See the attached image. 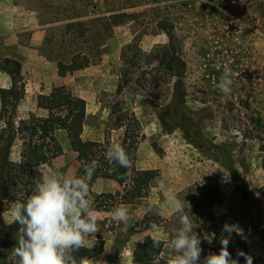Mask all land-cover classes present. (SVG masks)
<instances>
[{"label": "rangeland", "instance_id": "rangeland-1", "mask_svg": "<svg viewBox=\"0 0 264 264\" xmlns=\"http://www.w3.org/2000/svg\"><path fill=\"white\" fill-rule=\"evenodd\" d=\"M0 10L9 15L8 32L0 36V90L13 85L2 66L5 59L20 63L17 90L24 86L14 115L0 119V231L14 224V203L8 201L13 192L5 189L2 164L5 159L20 163L27 149L16 133L18 124L33 114L46 116L37 108L38 97L64 86L86 101L84 140L106 149L121 144L137 121L141 136L132 168L158 175L147 196L132 203L121 198L114 181L91 184L89 199L100 223L87 248L99 241L104 248L95 259L144 264V240L158 234L168 242L179 227L174 206L159 207L169 195H178L191 205L202 247L213 241L205 239L213 236L209 225L237 223L248 254L264 264V131L250 122L257 113L264 119V21L255 0H0ZM164 28L173 32L186 62L187 96L180 106L155 59L169 42ZM124 53L134 61L138 81L127 88L121 87ZM75 60L88 65L60 76L59 64ZM225 65L236 74L230 95L215 87ZM166 108L172 110L166 117L169 131L158 119ZM56 137L60 149L44 168L77 174L80 164L66 132ZM209 186L220 193L213 206ZM23 196L22 191L17 197ZM119 205L128 208V219L109 223L108 214ZM171 255L165 243L158 260L167 262Z\"/></svg>", "mask_w": 264, "mask_h": 264}, {"label": "trees", "instance_id": "trees-1", "mask_svg": "<svg viewBox=\"0 0 264 264\" xmlns=\"http://www.w3.org/2000/svg\"><path fill=\"white\" fill-rule=\"evenodd\" d=\"M256 8L261 19L264 21V0H255ZM165 33L169 37L168 44L160 48V55L155 57L159 64V72L163 73L173 83L174 95L178 106L183 105L186 100V85L185 72L186 62L180 56L181 48L178 46L177 40L170 29L164 28ZM125 67L121 70V87L127 88L132 84H138L135 81L134 61L123 55ZM88 62L81 64L73 61L69 66L59 64L60 76H65L67 73H72L86 68ZM2 66L8 70L12 76L13 85L9 89H1V112L0 119L14 115L16 108L23 99L24 86H21L20 91L17 90V79L20 77L21 65L19 62L5 59ZM12 70V71H11ZM264 73V65H263ZM264 78V74H263ZM157 84V80H154ZM38 108L47 112L46 117L31 115L28 120L19 122L16 133L20 140L27 144L26 154L20 163H14L9 159H5L2 164V171L4 172V180L6 182L5 189L12 190V195L8 201L15 203L16 201L25 200L32 191L34 168L37 164L45 165L51 158L56 155L60 149L56 133L64 131L67 134L70 147L77 155V160L80 164L77 175H83L82 163L95 159L98 161L99 167L96 170L91 184L100 179L111 180L116 182L122 188L121 198L126 203H132L136 200L143 199L147 196L151 183L157 178V172L151 170H135L132 167L122 168L118 165L111 164L105 158L106 145L98 141H86L83 139L84 126L86 121L87 104L86 101L80 97L75 96L66 87H57L52 90L48 96H39L37 102ZM172 110L166 108L159 116V122L165 130H170L167 116L171 115ZM121 123L123 120H121ZM250 122L255 126L260 127L264 131V119L260 113L250 119ZM137 129L132 133L125 130L121 145L126 149L133 161V156L136 152L137 145L141 136V129L139 123L136 121ZM168 130V131H169ZM255 139L262 142V137L258 135ZM264 170V161H263ZM232 175L235 173L231 170ZM123 177V178H122ZM21 188V189H20ZM20 189V191H19ZM24 192V196L18 199L19 192ZM207 199L209 206L217 204L219 201V191L214 186L206 188ZM264 191V190H263ZM120 194V193H119ZM18 225L13 224L4 227L0 231V264H15L12 256V250L16 245ZM209 232L214 235L213 241L210 245L203 246L201 254V264H203L204 257L209 252L218 253L220 250V234L222 226L217 222L209 225ZM237 249L248 253L247 242L241 236L232 234V239L229 245V251L233 258H237ZM162 252L160 248H154L150 237L144 240L141 250V260L144 264H167L166 261L158 260ZM104 253L102 242H97L93 249L82 248L76 254L77 257L87 256L89 258H96ZM240 264H245L244 257H239ZM158 261V262H157ZM253 264H256L253 259Z\"/></svg>", "mask_w": 264, "mask_h": 264}, {"label": "clouds", "instance_id": "clouds-1", "mask_svg": "<svg viewBox=\"0 0 264 264\" xmlns=\"http://www.w3.org/2000/svg\"><path fill=\"white\" fill-rule=\"evenodd\" d=\"M234 75L233 70L225 65L216 89L230 95ZM105 158L113 165L125 169L132 167L133 161L121 144L109 145ZM98 167L95 159L85 161L82 163L83 175H77L51 172L42 164L35 166L34 171L38 175L33 177L31 194L23 201H16L11 208V220L19 226L12 250L15 264H107L103 259L76 255L80 249L87 248L89 237L99 232L100 221L89 199L91 180ZM166 205L174 206L179 227L168 242L158 234L150 237L152 246L160 248L167 243L172 252L167 264H201L202 239L194 231L198 226L191 218L190 203L178 195H169L166 204L159 207L162 209ZM128 211L124 205L114 207L108 214V222H125ZM151 228L158 231L156 224ZM233 233L244 236L239 224L224 223L219 252H209L203 264H240L239 257H244L245 264H253V257L243 250L237 249V258L232 257L229 245ZM214 235L205 239L211 243Z\"/></svg>", "mask_w": 264, "mask_h": 264}, {"label": "crops", "instance_id": "crops-1", "mask_svg": "<svg viewBox=\"0 0 264 264\" xmlns=\"http://www.w3.org/2000/svg\"><path fill=\"white\" fill-rule=\"evenodd\" d=\"M8 16H9L8 13H6L5 11L2 12L0 10V36L3 35V34H6L8 32ZM48 95H50V94H48ZM48 95H42V96H48ZM37 108H38V105H37ZM43 111L46 112L45 110H43ZM46 114H47V112H46ZM46 116H40V117H46ZM59 132H61V131H59Z\"/></svg>", "mask_w": 264, "mask_h": 264}]
</instances>
